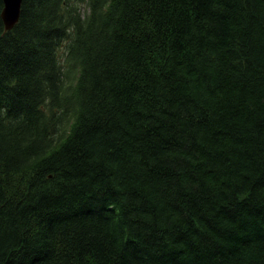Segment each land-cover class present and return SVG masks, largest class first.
<instances>
[{
  "label": "trees",
  "instance_id": "16d2710c",
  "mask_svg": "<svg viewBox=\"0 0 264 264\" xmlns=\"http://www.w3.org/2000/svg\"><path fill=\"white\" fill-rule=\"evenodd\" d=\"M4 5L0 264H264V0Z\"/></svg>",
  "mask_w": 264,
  "mask_h": 264
},
{
  "label": "water",
  "instance_id": "95a60500",
  "mask_svg": "<svg viewBox=\"0 0 264 264\" xmlns=\"http://www.w3.org/2000/svg\"><path fill=\"white\" fill-rule=\"evenodd\" d=\"M22 3L23 0H4L5 5L1 17L6 31H11L18 24Z\"/></svg>",
  "mask_w": 264,
  "mask_h": 264
},
{
  "label": "rangeland",
  "instance_id": "374dc122",
  "mask_svg": "<svg viewBox=\"0 0 264 264\" xmlns=\"http://www.w3.org/2000/svg\"><path fill=\"white\" fill-rule=\"evenodd\" d=\"M37 11H38L37 9L34 10V12H37ZM83 11H85V10H83ZM14 58H17V57L12 55V54H10V53L6 57H2L0 55V62L8 64V62L13 60ZM18 59H20V58H18Z\"/></svg>",
  "mask_w": 264,
  "mask_h": 264
},
{
  "label": "bare ground",
  "instance_id": "6f19581e",
  "mask_svg": "<svg viewBox=\"0 0 264 264\" xmlns=\"http://www.w3.org/2000/svg\"><path fill=\"white\" fill-rule=\"evenodd\" d=\"M13 3V2H12Z\"/></svg>",
  "mask_w": 264,
  "mask_h": 264
}]
</instances>
